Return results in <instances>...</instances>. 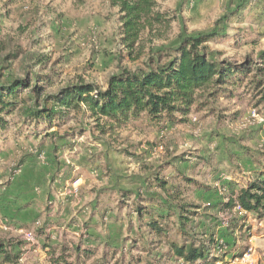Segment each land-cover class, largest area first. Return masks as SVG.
Segmentation results:
<instances>
[{
    "label": "rangeland",
    "instance_id": "1",
    "mask_svg": "<svg viewBox=\"0 0 264 264\" xmlns=\"http://www.w3.org/2000/svg\"><path fill=\"white\" fill-rule=\"evenodd\" d=\"M157 9L170 29L157 37L146 32L144 50L130 55L110 0H0V80L29 77L44 95L81 81L106 90L112 76L165 66L186 38L213 31L226 38L207 45L210 58L256 64L242 87L205 94L202 108L175 123L141 116L103 131L87 112L52 124L7 117L0 129V242L15 264H51L53 254L72 253L77 244L95 252L84 264H157L172 252L136 211L165 213L168 201L177 217L180 207L195 213L189 240L199 245L215 236L218 264H241L236 257L250 247L263 253L253 264H264V223L226 207L229 183L243 187L251 171H264V102L250 86L264 52V0H158ZM33 97L23 91V99ZM157 178L169 183V195ZM236 215L239 223L247 217L246 232L231 231ZM177 225L169 238L180 243Z\"/></svg>",
    "mask_w": 264,
    "mask_h": 264
},
{
    "label": "trees",
    "instance_id": "2",
    "mask_svg": "<svg viewBox=\"0 0 264 264\" xmlns=\"http://www.w3.org/2000/svg\"><path fill=\"white\" fill-rule=\"evenodd\" d=\"M110 4L117 8L121 15V46L124 48L123 52L130 55L144 50L142 38L146 32L157 37L163 29L168 31L171 27V19L157 9L158 0H110ZM225 38L226 35L217 31L186 38L167 65H157L148 72L124 71L120 75H114L109 79L106 90L81 81L64 87L57 94L44 95L45 88L37 85L32 87L29 77L7 82L0 80V129L5 130L8 126L6 118L16 113L26 122L39 123L44 120L52 124L56 118L61 119L71 112H87L95 118L97 127L103 131V126L108 123L118 128L141 116H147L152 123L160 124L164 117L174 123L179 122L183 119L178 120L177 115L186 118L192 108H202L203 103H199L205 94L209 97L218 96L219 90L242 87L251 77L256 64L250 59L238 68L209 57L207 45L224 41ZM259 58L261 67L256 66L250 86L257 91L261 102H264V52ZM47 83L49 81L45 82ZM27 90H31L35 97L23 99V91ZM156 186L170 194L166 180L157 178ZM231 190L227 210L236 211L240 208L246 214H253L255 220L263 224L264 171L257 172L253 179L238 190L232 187ZM165 204V213L152 214L148 209L141 208L136 212L142 226L150 229L152 237L158 242L165 241L170 248L172 253L166 258L183 261V264H218L220 259L215 252L216 249L221 250V247L214 235H210L199 245L189 240L190 235L185 229L195 213L187 207H180L181 213L177 217L172 207H169V201ZM243 220L247 221V217ZM175 224L177 235L183 237L180 243L169 238ZM245 227V223L237 221L232 223L231 228L235 233L244 231ZM191 231L194 233L196 230L192 228ZM245 253H240L236 259H241ZM73 254L76 261L70 262ZM94 254L89 248H82V245L77 244L72 247V253L63 249L58 256L53 254L50 262L84 264L82 259H90ZM16 259L18 258L11 253L9 246L0 242V264H15ZM128 264L154 263L146 260L144 263L130 261ZM157 264H162V261Z\"/></svg>",
    "mask_w": 264,
    "mask_h": 264
},
{
    "label": "built area",
    "instance_id": "3",
    "mask_svg": "<svg viewBox=\"0 0 264 264\" xmlns=\"http://www.w3.org/2000/svg\"><path fill=\"white\" fill-rule=\"evenodd\" d=\"M252 116H253L254 118L257 117L256 112H254V113L252 114ZM236 211L241 212V213H244V212H242V211L240 210V208H237ZM28 240H29L30 242H34L35 239H34L33 235L30 234V235H28ZM262 255H263V253L259 252V251L257 250V248H255V247H250V248L248 249V251L243 255V257H242L241 259H237V260H240V263H241V264H253V263L255 262V259L258 260L259 257H261Z\"/></svg>",
    "mask_w": 264,
    "mask_h": 264
},
{
    "label": "crops",
    "instance_id": "4",
    "mask_svg": "<svg viewBox=\"0 0 264 264\" xmlns=\"http://www.w3.org/2000/svg\"><path fill=\"white\" fill-rule=\"evenodd\" d=\"M257 172H260V171H259V170L251 171V173H249V177L245 178V180L249 181V180L253 179V178H254V175H255ZM230 185H231V186H230ZM231 187L234 188L235 190H238L239 187H241V186H236V185L233 184V183H229L228 188L231 189ZM234 212H235V211H234ZM155 213H158V212H155ZM155 213H154V214H155ZM249 215L252 216L253 214H249ZM238 216H239V215H238ZM238 216L236 215V217H235V218H236V219H235V222H236V223H237V221L240 222ZM240 216H243V215L240 214ZM243 218H245V217H243ZM139 220H140V219H139ZM242 221H243V223L246 224V221H244L243 219H242ZM232 223H233V222H232ZM144 228L149 229V228L146 227V226H144ZM246 228L248 229V227L246 226L244 232H246ZM231 231L233 232V230H231ZM149 232H150V229H149ZM237 232H239V231H236V233H237ZM150 235H151V232H150ZM167 260H168V258H166V255H165V257H163V258H161V257L159 258L158 263H159L160 261H162V264H165V263L167 262ZM169 260H170V259H169ZM172 260H174V262H176V263L183 262V261H179V262H177L174 258H172Z\"/></svg>",
    "mask_w": 264,
    "mask_h": 264
}]
</instances>
